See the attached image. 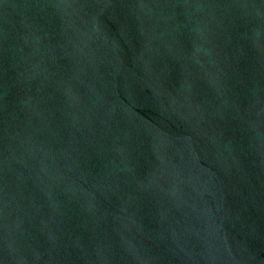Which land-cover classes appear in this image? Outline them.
<instances>
[{
	"label": "water",
	"instance_id": "1",
	"mask_svg": "<svg viewBox=\"0 0 264 264\" xmlns=\"http://www.w3.org/2000/svg\"><path fill=\"white\" fill-rule=\"evenodd\" d=\"M0 264H264V0H0Z\"/></svg>",
	"mask_w": 264,
	"mask_h": 264
}]
</instances>
